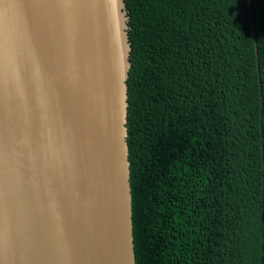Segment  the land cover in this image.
<instances>
[{
    "label": "trees",
    "instance_id": "16d2710c",
    "mask_svg": "<svg viewBox=\"0 0 264 264\" xmlns=\"http://www.w3.org/2000/svg\"><path fill=\"white\" fill-rule=\"evenodd\" d=\"M136 264H264V0H125Z\"/></svg>",
    "mask_w": 264,
    "mask_h": 264
},
{
    "label": "water",
    "instance_id": "95a60500",
    "mask_svg": "<svg viewBox=\"0 0 264 264\" xmlns=\"http://www.w3.org/2000/svg\"><path fill=\"white\" fill-rule=\"evenodd\" d=\"M125 0H0V264H136Z\"/></svg>",
    "mask_w": 264,
    "mask_h": 264
}]
</instances>
